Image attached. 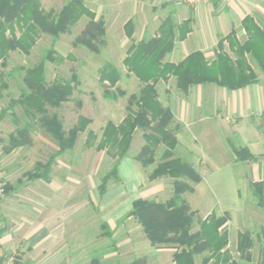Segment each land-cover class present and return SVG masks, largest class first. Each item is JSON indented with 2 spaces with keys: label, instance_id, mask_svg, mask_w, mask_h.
<instances>
[{
  "label": "rangeland",
  "instance_id": "rangeland-1",
  "mask_svg": "<svg viewBox=\"0 0 264 264\" xmlns=\"http://www.w3.org/2000/svg\"><path fill=\"white\" fill-rule=\"evenodd\" d=\"M67 2L41 0L46 11L57 12ZM88 22L87 17H82L69 32L60 34L54 45L55 60L45 63L48 84L55 79L67 81L73 74L78 79L70 101L58 108L49 107V112L60 116L65 130L74 126L78 116L83 115L91 120L87 131L92 130L100 137L108 121L118 123L126 116L129 99L138 94L141 84L123 66L131 41L128 40L126 45L122 41L120 24L94 43L97 49L94 51L76 41ZM52 41L53 36L42 33L30 54L11 51L5 64L0 66V73H3L0 74V112L7 109L0 122V184L4 187L0 194V227L8 226L11 237L7 242L0 238L3 264H15L19 259L21 264H134L136 260H144L145 264H173L174 250L171 247L151 245L137 220L124 219L126 213L123 210L129 206L132 196L128 181L123 183L121 178H112L101 194L102 177L110 171L116 159L106 151L87 148V131L79 134L73 149L58 156L51 164L49 182L27 177L38 163L46 164L58 149L57 142L45 131L33 130L27 145L6 153L10 135L16 129L12 112L18 118L24 117L20 106L11 108V101L19 98L25 87L23 77L28 69L43 60ZM105 64L114 65L121 73V80L115 87L102 85L99 81V70ZM166 89L174 91L171 84L158 86L162 98ZM107 90L118 97H106ZM143 134V130L135 133L128 154L136 156L140 152L145 145ZM163 150L164 146L159 145L157 160ZM144 172L143 182L147 183L148 173ZM10 185L12 189L6 192V186ZM218 202L219 207L229 205L234 214L233 225L225 228L229 233V250L240 264H255L264 240V208L258 206L253 196L241 204H233L230 199L224 202L222 198ZM246 202L247 208H243ZM244 209L245 227L240 226L236 217L237 211ZM105 220L111 226V238L102 235ZM198 222L195 219L192 232L198 230ZM245 231L252 234L255 242L251 250L253 263L240 259L236 250L237 234ZM20 238L22 241L17 245ZM196 261L199 264L201 256H197Z\"/></svg>",
  "mask_w": 264,
  "mask_h": 264
},
{
  "label": "trees",
  "instance_id": "trees-1",
  "mask_svg": "<svg viewBox=\"0 0 264 264\" xmlns=\"http://www.w3.org/2000/svg\"><path fill=\"white\" fill-rule=\"evenodd\" d=\"M82 17H87L89 22L76 41L96 51L94 43L105 35V23L96 19L95 13L82 0H69L59 12L52 9L46 11L41 0H0V66L5 64L11 51L30 54L42 33L53 36L52 47L46 51L41 62L28 69L23 77L25 87L19 98L11 101V108L20 106L24 117L18 118L12 112L16 129L10 135V146L6 148V153L27 145L30 133L36 129L45 131L58 144L57 151L46 164L38 163L34 171L27 173L30 180L48 181L51 164L58 156L75 147L79 134L87 131L91 123L89 118L79 115L77 123L65 130L60 116L51 114L49 107L58 108L70 101L78 84L77 76L73 74L67 81L55 79L48 84L45 72V63L55 60L57 52L54 45L60 34L69 32ZM244 21L250 36L238 47L235 59L220 52L216 59L208 61L202 52L197 51L179 63H172L165 59L174 47L179 25L173 18L165 20L158 36L133 43L123 59L127 73L136 77L141 84L138 94L131 95L129 99L126 116L119 123L108 121L100 137L92 130L87 131V148L106 151L116 159L110 171L102 177L99 186L101 194H104L112 178H120V161L128 156L135 133L144 131L145 145L134 159L147 171L150 181L171 178L174 192L165 202L135 199L124 219L133 217L137 220L151 245L174 248V264H198L197 256H201L199 264L240 263L228 247L229 233L224 227L229 215L212 213L206 219L198 220L197 213L186 200V194L194 191V185L201 181V177L189 161L176 155L178 139L171 129L174 116L171 109L163 106L159 100L157 84L174 77L176 87L187 92L192 86L200 84L217 83L228 89H239L255 82L256 76L245 55L253 57L264 70V29L255 26L250 18ZM99 75L100 83L108 87H115L121 80L119 69L112 64L103 65ZM104 95L112 99L118 97L109 90ZM6 114L7 109H2L0 122ZM161 144L164 150L157 160L156 152ZM253 188L258 205L264 208L262 184H253ZM195 219L199 221V229L192 232ZM102 228L105 229L102 235L111 238L113 233L109 224L103 222ZM2 233L0 230V238ZM254 245L249 231L238 233L236 250L240 259L253 263L251 250ZM0 264H3L2 257ZM134 264H145V261L136 260ZM255 264H264V240Z\"/></svg>",
  "mask_w": 264,
  "mask_h": 264
},
{
  "label": "crops",
  "instance_id": "crops-1",
  "mask_svg": "<svg viewBox=\"0 0 264 264\" xmlns=\"http://www.w3.org/2000/svg\"><path fill=\"white\" fill-rule=\"evenodd\" d=\"M82 1L95 13L96 19L104 21L107 34L120 24L122 41L125 45L131 41L129 47L158 36L161 24L173 18L179 29L174 47L165 59L172 63H179L197 51L208 61L216 59L220 52L235 59L238 47L250 36L244 20L250 18L255 26L264 29V0H213L196 5H189L184 0ZM245 56L256 80L239 89L213 83L192 86L184 92L176 87L174 77L157 84V90L160 84L173 86L174 91L165 90L164 98L158 92L159 100L174 116L171 129L178 139L177 156L189 161L201 177L194 185V191L186 194V200L197 213L198 220H204L212 213L228 214L224 229L233 225L234 214L229 205L219 207V198L241 204L253 196L258 204L253 184H262L264 191V70L249 54ZM143 175L144 169L133 154L120 161L119 177L123 183L129 182L132 195L123 213L131 210L135 199L165 202L173 195L171 178L150 181L147 174L148 182L144 183ZM11 189V185L7 186L6 192ZM243 208H247V202ZM236 217L240 226L245 227V209L237 211ZM104 222L109 224L107 220ZM0 230L3 232L1 238L7 242L11 238L8 226L0 227ZM21 241L20 238L17 245ZM10 244L15 245L11 241ZM172 250L175 252L174 248ZM21 263L20 259L15 262Z\"/></svg>",
  "mask_w": 264,
  "mask_h": 264
},
{
  "label": "built area",
  "instance_id": "built-area-1",
  "mask_svg": "<svg viewBox=\"0 0 264 264\" xmlns=\"http://www.w3.org/2000/svg\"><path fill=\"white\" fill-rule=\"evenodd\" d=\"M186 1L189 5H196L198 3H201V2H211L213 0H184ZM217 1H220V2H229L231 0H217ZM4 192V187L2 184H0V194ZM0 257H2L0 255Z\"/></svg>",
  "mask_w": 264,
  "mask_h": 264
}]
</instances>
